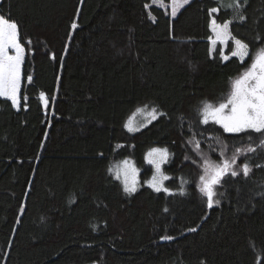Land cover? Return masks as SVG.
Segmentation results:
<instances>
[{
  "label": "trees",
  "instance_id": "1",
  "mask_svg": "<svg viewBox=\"0 0 264 264\" xmlns=\"http://www.w3.org/2000/svg\"><path fill=\"white\" fill-rule=\"evenodd\" d=\"M231 3L191 0L171 18L152 0H0L25 48L19 110L0 98V264H264V134L201 123L203 104L224 99L264 47V0H246L243 22ZM212 19L231 21L232 35L249 45L244 63L211 52ZM128 63L146 92L119 122L101 120L92 108L105 69ZM141 106L163 115L130 133L124 122ZM95 128L110 135L105 152L75 187L61 171H38L40 156ZM194 142L214 163L215 149L236 156L238 175L222 177L212 208L198 191ZM155 146L171 153L169 191L124 193L110 167L130 158L145 179V152Z\"/></svg>",
  "mask_w": 264,
  "mask_h": 264
},
{
  "label": "snow or ice",
  "instance_id": "2",
  "mask_svg": "<svg viewBox=\"0 0 264 264\" xmlns=\"http://www.w3.org/2000/svg\"><path fill=\"white\" fill-rule=\"evenodd\" d=\"M153 3H158V0H153ZM189 3L190 0H171L172 17H175L177 11ZM245 4L246 0H232V3L228 5V8L237 12L241 22L246 19L240 11ZM218 11L217 7H213L210 14ZM230 24L231 21L218 24L213 19L211 28L215 39H212L211 43L215 45L219 42L227 45L229 40L233 41L234 48L231 50V56L237 57L241 63H244L245 59L249 57V45L232 35L229 28ZM76 27L77 25L73 23L72 28L75 29ZM9 49L14 50L15 54L9 55ZM24 54L25 48L19 40L18 25L0 15V98L10 101L12 106L18 110L20 107ZM223 59L228 60L229 57L223 56ZM27 81L31 83L32 77L27 76ZM41 98H44L43 93H41ZM137 111L142 112L144 109H138ZM149 115L152 119H156L158 115H163V113H157V109L152 108ZM200 115L202 117L201 123L205 125L210 122L214 123L219 125L226 133L255 132L264 134V47H260L255 51L250 64L232 81L226 101L220 102L218 105L205 102L200 109ZM125 127L130 132L139 130V128L132 127L131 120L126 123ZM260 144L264 146V140H261ZM239 151L241 150L238 149L237 152ZM248 151L252 152L255 149L249 147ZM167 156V149L158 148L152 149L146 156L147 162L154 165L156 173L159 174H154L152 180L148 182L149 186L156 192L168 191L167 188L163 187V181L169 177L163 175L160 168L161 163L166 162ZM235 162V155L231 161L224 160L222 165L205 159L203 175L200 176L199 191L206 197L208 208H212L214 204L219 203L218 200L214 199L216 196L215 186L220 183L222 177L229 174V172L232 176L238 175L234 170ZM109 171L112 172L113 169H109ZM136 171L135 167L131 166L127 160L122 162V167L117 166L115 170V179L121 180V176H123V190L129 195L137 190ZM241 171L247 176L250 171L249 165L247 163L243 164ZM189 231H195V229H189ZM162 239L171 240L172 237L164 236Z\"/></svg>",
  "mask_w": 264,
  "mask_h": 264
},
{
  "label": "rangeland",
  "instance_id": "3",
  "mask_svg": "<svg viewBox=\"0 0 264 264\" xmlns=\"http://www.w3.org/2000/svg\"><path fill=\"white\" fill-rule=\"evenodd\" d=\"M154 4L167 9L169 12V16L171 18H174L171 15V10H172L171 0H168V1L158 0V3H154ZM181 9L182 8H180L177 11V14ZM218 24H222V23H218ZM210 28H211V22H210ZM210 32L212 33L211 39H210L211 52L218 51L221 58H223V56L231 57V52L228 54V52H226V49L228 47V44L231 50L234 48L233 41L229 40L227 45L221 44L219 42L213 45L211 43V40L215 39V36L212 32V28ZM14 54H15L14 50L9 49V55H14ZM104 76H105V82L102 87L103 89L102 97L98 101V103L93 106L92 109H93L94 115L97 116L99 119L107 121V122H111V123H117L120 121L122 117L121 114L129 107V104L131 102L130 100H132V98L135 97L136 95L146 92V90L141 87L142 84L138 77V71L132 63H128L119 71H115L112 68H107L105 69ZM237 77H235L233 80H235ZM231 83H229L230 89H231ZM227 96L224 99H222L220 102L226 101ZM220 102L212 103V104L218 105ZM138 109H144V111L138 112L137 111ZM150 112H151V109L147 108L146 106L138 107L132 113H130L129 116L126 118L124 122V128L128 131L125 125L126 123H128L129 120H131L133 128H139V130L143 129L146 125H149L152 121L155 120V119H152V117L149 115ZM157 113L159 112L157 111ZM139 130H134L131 132L128 131V132L135 133ZM109 137L110 135L106 130L101 129V128H95L91 132L90 136L86 139H80L78 141L69 140L68 142H65V144L61 146L58 150L53 151L52 153H49V152L44 153L38 159L37 169H39L38 171L42 170L47 173L49 172V174H51L52 171L54 172L57 170L58 171L63 170L66 174L73 173V175L76 174L77 176L82 177L83 174L86 172V170H95L96 167H98L99 161L102 158L103 156L102 154H104L106 146H107L106 140H108ZM197 144H198L197 142H194L192 151H194V154H195L194 157H195L196 165L198 164V166H200V175L198 176V188H199L200 176L203 175V167H204L205 159L211 162L213 161L207 157L204 151L200 150L199 144L197 147ZM156 148L167 149V152H168L167 160L166 162L161 163L160 168H161V173L169 177L164 172V165L169 161L171 153L169 152V149L167 147H162V146L152 147L149 150H147V152H145L146 153L145 162L147 166L150 167V173L147 178L144 179L141 177V171L138 169V167H136V164L130 158H126V159L114 162L112 166L110 167V169H113L112 172L109 171L110 174L115 178L114 174H115V170L117 166L122 167V162L127 160L130 163V165L134 166L135 169L137 170L136 171L137 190L142 185L148 186L149 188L153 190V188L149 186L148 182L152 180V177L154 174L156 175H159V174L156 173L154 165L149 164L147 162L146 156H147V153H149L152 149H156ZM215 150L218 156L220 157L219 161H221V163H215V164L222 165L224 160H229V161L232 160L233 156L229 152H226V150H222V149H215ZM235 168L236 167L234 166V170ZM122 179H123V176H121V180L116 179V181L120 183L123 189ZM168 180L169 179L163 181V187L167 189H168V185H167ZM68 181L69 179H67L65 183H67L69 188H72L73 186ZM160 192H165V191L161 190Z\"/></svg>",
  "mask_w": 264,
  "mask_h": 264
},
{
  "label": "crops",
  "instance_id": "4",
  "mask_svg": "<svg viewBox=\"0 0 264 264\" xmlns=\"http://www.w3.org/2000/svg\"><path fill=\"white\" fill-rule=\"evenodd\" d=\"M62 169V168H61ZM42 171V170H41ZM58 171V170H57ZM61 171L63 174H64V177H65V180L69 179V183L75 187V185H77L79 183V181L81 180V176H77L76 174L73 175V173H70V174H66L63 170H59ZM53 172V171H52ZM51 172V173H52ZM56 172V171H54ZM53 172V173H54ZM49 173V172H48ZM72 174V175H71Z\"/></svg>",
  "mask_w": 264,
  "mask_h": 264
}]
</instances>
